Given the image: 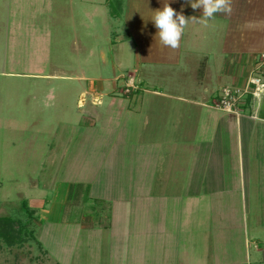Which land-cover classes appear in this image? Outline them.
<instances>
[{
  "label": "rangeland",
  "instance_id": "obj_1",
  "mask_svg": "<svg viewBox=\"0 0 264 264\" xmlns=\"http://www.w3.org/2000/svg\"><path fill=\"white\" fill-rule=\"evenodd\" d=\"M80 3L0 0V218L15 221L14 228L0 222V264H197L196 255L213 251L215 227L228 255L218 262L242 264L246 226L250 239L264 240V147L256 155L264 133L252 140L245 210L224 207L225 193L206 195L203 187L210 198L196 203L181 148L201 139L206 121L180 102V71L150 85L157 96L132 93L121 78L132 70L134 45L120 11L108 8L103 25L96 5H84L85 16ZM263 94L245 101L258 109ZM238 173L233 164L222 177L234 183ZM229 208L241 222L232 226L236 239L220 228ZM208 232L211 244L186 241Z\"/></svg>",
  "mask_w": 264,
  "mask_h": 264
},
{
  "label": "crops",
  "instance_id": "obj_2",
  "mask_svg": "<svg viewBox=\"0 0 264 264\" xmlns=\"http://www.w3.org/2000/svg\"><path fill=\"white\" fill-rule=\"evenodd\" d=\"M76 1L81 2L79 7L83 8L85 16L88 14L84 5L89 7L96 5L95 8L99 12L93 15L101 17L103 25L109 10L111 13L115 7L114 12L120 11L124 37H127L125 41L134 45L133 61L127 66L132 70L123 71L127 79L121 78L128 86H132V93L144 90L146 94L157 96L161 92L152 89L150 85L164 73L175 75L180 71V102L193 106L187 109L186 113L199 118L202 123L206 121L205 127L202 125L204 130L211 126L208 134H205L204 130L201 131L200 134L203 133L201 139L192 140L186 144L188 145L186 148H181V155L184 152L185 155H190L191 159L189 168L194 175L193 199L200 204L202 198H210L201 196L203 187L206 195L207 192L209 195L225 193L226 195H219L225 196L224 207H232L237 202L244 211L252 199L251 181L255 178L250 171L253 136L264 133V94L259 109H254L257 112L254 119L248 114H241L238 117L218 111L212 107V103L218 98L221 89L227 85L245 87L248 77L255 72L259 59L264 56V0H232L231 15L217 13L207 22L203 19L196 20L202 16V9H192L186 0H114L111 4L109 2L107 7L108 0ZM165 2L189 19L175 48L165 46L154 38L156 29L148 20L153 15L152 12L162 9ZM114 21L115 19H112L110 23ZM111 33L115 39L119 38L117 41L120 40L119 26L113 28ZM120 75L122 77L123 74ZM99 91L97 88H90L87 93L99 94ZM128 113L130 114V111ZM133 115V118L139 116L138 113ZM257 145L256 155L260 156L262 152L259 148L264 147V142L258 141ZM224 159H229L228 167L224 166V163H227L223 162ZM233 164L239 172L234 183L228 177H222ZM225 179L227 181L224 187L206 182L216 180L219 184ZM230 212L229 208L228 225H222L220 228L232 229L230 233H234L236 239L239 231L232 226L241 227V222L231 218ZM249 227L246 226L247 232L244 231V240L240 244V249H244L245 255L242 264H264V240L258 236H252L250 239ZM216 228L212 233L215 236L214 241L210 232L204 234V237L186 240L199 242L200 245H208L213 241V251L207 248V254L195 256L198 257L195 258L199 261L197 264H229L225 260L218 262L219 257L227 260L228 255L226 256V248L218 246L226 247L225 240L219 238ZM231 264H237V261Z\"/></svg>",
  "mask_w": 264,
  "mask_h": 264
},
{
  "label": "clouds",
  "instance_id": "obj_3",
  "mask_svg": "<svg viewBox=\"0 0 264 264\" xmlns=\"http://www.w3.org/2000/svg\"><path fill=\"white\" fill-rule=\"evenodd\" d=\"M192 9H202V16L196 20L203 19L205 22L214 18L217 13L231 15L232 0H186ZM153 15L148 19L156 29L154 38L165 46L175 48L180 36L184 31L189 19L176 12L167 2L162 9L152 12Z\"/></svg>",
  "mask_w": 264,
  "mask_h": 264
},
{
  "label": "built area",
  "instance_id": "obj_4",
  "mask_svg": "<svg viewBox=\"0 0 264 264\" xmlns=\"http://www.w3.org/2000/svg\"><path fill=\"white\" fill-rule=\"evenodd\" d=\"M248 81L249 87L222 88L216 99L218 100L217 105L213 102L212 107L218 111L236 115L248 114L254 118L257 109L251 102L247 103L245 100H252L255 96L258 97L260 92L264 93V56L259 59L258 66ZM244 94L247 95L244 96Z\"/></svg>",
  "mask_w": 264,
  "mask_h": 264
},
{
  "label": "trees",
  "instance_id": "obj_5",
  "mask_svg": "<svg viewBox=\"0 0 264 264\" xmlns=\"http://www.w3.org/2000/svg\"><path fill=\"white\" fill-rule=\"evenodd\" d=\"M115 8V7H114ZM113 8V10H112V12L114 13V11H115V9ZM111 12V13H112ZM112 13V14H113ZM22 207H23V210H25L26 212H27V206H26V204L25 203H23L22 204ZM0 222H2L3 224L5 223L6 225H9V227H12V228H14V224L12 225L11 223H14L15 221H13V219H11V218H0ZM32 234V233H31ZM33 238V237H32Z\"/></svg>",
  "mask_w": 264,
  "mask_h": 264
}]
</instances>
